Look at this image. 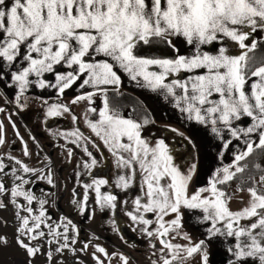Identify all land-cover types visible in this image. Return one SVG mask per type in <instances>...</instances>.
Segmentation results:
<instances>
[{
  "label": "snow or ice",
  "instance_id": "6c2138e0",
  "mask_svg": "<svg viewBox=\"0 0 264 264\" xmlns=\"http://www.w3.org/2000/svg\"><path fill=\"white\" fill-rule=\"evenodd\" d=\"M125 79L177 113L186 132L164 130L186 147L151 132L153 109ZM33 89L56 94L35 97L45 125L71 117V130H45L66 162L81 153L70 197L80 214L93 193L101 212H123L146 240L148 264H213V256L264 264V0H0V113L21 144L20 156L0 153V209L10 203L16 216L12 230L0 228V252L18 257L10 264H37L38 238L47 236L57 254L75 253L78 238L69 217L52 222L45 207L52 194L28 187H57L51 154L31 129L25 140L13 120L28 110ZM66 91L73 94L65 101ZM29 140L43 166L29 163ZM105 149L110 177L93 171ZM191 228L200 229L195 238ZM89 246L96 264H105L97 253L108 264L113 257L135 264L92 240L81 251ZM47 260L55 264L51 248Z\"/></svg>",
  "mask_w": 264,
  "mask_h": 264
},
{
  "label": "rangeland",
  "instance_id": "374dc122",
  "mask_svg": "<svg viewBox=\"0 0 264 264\" xmlns=\"http://www.w3.org/2000/svg\"><path fill=\"white\" fill-rule=\"evenodd\" d=\"M97 103H99V100H97ZM124 103H132V101L130 100V102H127L125 100ZM0 106H5L3 100H0ZM81 108L82 106H74L77 114L80 113ZM0 119L3 120L6 126L7 134V142L4 145H0V153L11 152L13 155L20 156L21 144L19 139L14 135L15 130L10 126L6 113H0ZM13 120L16 121L19 131L24 136L25 140H28V129H31L32 133L37 136V139L42 142L44 153H50L54 161L53 173L57 181V187L52 188L44 181H37L34 185H29L28 187H31L37 196L41 195V190L52 194L45 197L48 200V204H46L45 207L48 209V213L51 216L52 222L58 223L61 215L69 217L78 229V234L70 233V235H77V239H79L81 242L79 245L75 244V253L69 249H64L61 253L57 254L54 251L56 245H50L48 242L49 238L47 236L44 238H38L41 246V252L35 258L37 264H50V262L47 260V252L49 248L53 250L55 264H81V262H83V264H96V261L92 255L94 251L93 247L89 246L88 248L81 251L83 244L88 240H92L93 243H98L104 246L109 253L117 248V251H123L130 254L132 257H134L135 264H148L150 249L148 248L146 240L137 231L133 230L134 226L130 224L129 219L123 212L119 210L111 211L107 209L101 212L94 202V193L90 194L86 214H80L71 204V189L76 183V178L74 175L76 170L75 165L76 160L81 155V153L79 150H76V154L73 156L71 163L66 162L64 157L60 154V150H54V141H52L50 134L45 130L46 127L52 128L53 130L57 128L71 130L74 127L71 117L68 114H65L62 117L49 118L45 125L43 122V109L40 108L39 100L30 98L28 110L22 113L21 116L14 115ZM148 127L151 128L152 125ZM152 131L153 130H151V132ZM158 131L161 135H166L170 139L173 138L172 134L168 131ZM152 133L155 134L157 132ZM60 142L63 143L62 140ZM29 148L33 153L29 163L35 165L37 160L40 159L41 164L39 166H43V153L40 157H38L36 155L37 149L33 146L30 140ZM97 156H99L98 153ZM104 156L107 158L103 159L102 163L97 165L93 171L98 174H104L106 177H110L115 172L112 164V157L109 153H107L106 149L104 150ZM2 178L5 182H10L9 176H3ZM82 179L87 181V177H82ZM65 185L67 186L66 189ZM102 190H107V188ZM79 191L82 194V187L79 188ZM115 191L119 192L118 189ZM130 195L134 196L135 191L131 192ZM119 198L123 200L124 196L121 195ZM238 206L239 205L237 204V207ZM33 207H36L35 202ZM93 210L94 214L92 215V218L89 219V214H92ZM0 215L8 218V230H12L16 226L15 211L10 203L6 209H0ZM110 218L115 219V225L111 223ZM4 225L5 223H0V228H3ZM43 230L45 232L48 231L46 227H44ZM57 230L61 232L63 231L62 228ZM190 230L192 231L193 237L195 238L197 229L191 228ZM95 237H99V239L97 240ZM97 255L101 256V258L105 261V264H107V257L100 253H97ZM16 258L17 256L10 250L0 252V264H10L11 261L17 260ZM130 264H133V262L130 261Z\"/></svg>",
  "mask_w": 264,
  "mask_h": 264
},
{
  "label": "crops",
  "instance_id": "0c3cea01",
  "mask_svg": "<svg viewBox=\"0 0 264 264\" xmlns=\"http://www.w3.org/2000/svg\"><path fill=\"white\" fill-rule=\"evenodd\" d=\"M51 78V77H49ZM124 85L126 90L134 96H138L140 99L144 100V102L148 105L149 108L153 109V114L155 115L156 123L152 125L150 128L153 130L152 132H158V130H164L165 125H172L180 132H186L184 125L179 122L178 115L174 111H172L169 107L163 105L162 101H158L157 98L154 96H149L147 93L142 92L141 90L134 89L132 85L128 84V81L124 80ZM73 93L66 91L64 100H67ZM55 92L52 90H40V89H33L29 96L30 98H35L36 96H45V97H55ZM36 99V98H35ZM166 131V130H165ZM169 132V131H168ZM172 136L175 138V144L178 149L186 147L185 142L183 139L177 135L176 133H172ZM233 208L237 207L236 202L232 204ZM196 236L200 229L196 228ZM213 264H225V261L219 256H213Z\"/></svg>",
  "mask_w": 264,
  "mask_h": 264
},
{
  "label": "flooded vegetation",
  "instance_id": "af4514ba",
  "mask_svg": "<svg viewBox=\"0 0 264 264\" xmlns=\"http://www.w3.org/2000/svg\"><path fill=\"white\" fill-rule=\"evenodd\" d=\"M8 224L6 223L5 225H4V227H6L7 229H8V226H7ZM81 242H80V240L79 239H77V243H76V245H79ZM76 245H74L73 247H75L76 248ZM116 251H117V248L115 249ZM16 259H18V257L16 258ZM108 257H107V260H106V262H107V264H108ZM73 260H74V258H73ZM111 264H118V261H116V258L115 257H113V258H111Z\"/></svg>",
  "mask_w": 264,
  "mask_h": 264
},
{
  "label": "trees",
  "instance_id": "16d2710c",
  "mask_svg": "<svg viewBox=\"0 0 264 264\" xmlns=\"http://www.w3.org/2000/svg\"><path fill=\"white\" fill-rule=\"evenodd\" d=\"M131 94V93H130ZM127 102H130V100H128V99H125Z\"/></svg>",
  "mask_w": 264,
  "mask_h": 264
}]
</instances>
